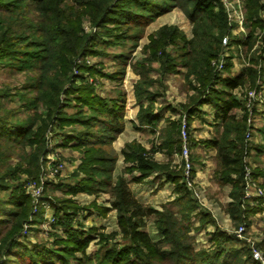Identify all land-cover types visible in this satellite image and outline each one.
<instances>
[{"label":"trees","instance_id":"obj_1","mask_svg":"<svg viewBox=\"0 0 264 264\" xmlns=\"http://www.w3.org/2000/svg\"><path fill=\"white\" fill-rule=\"evenodd\" d=\"M189 1H191L190 13H188L189 20L192 22L191 39H184V34H181V38L178 37L177 28L168 25L163 26L158 34L162 38V46L182 44L178 47L184 50V55H190L193 57V62L200 63L201 72L195 73L201 83L198 91L200 93L199 96L193 98L192 102L191 98L183 105L185 124L187 126L188 118L194 115L199 105L208 103L214 109L215 115L220 119L222 129L207 143L216 150L217 171L220 172L221 181L231 186L228 213L232 219L249 223L248 216L260 211L261 205L242 204L244 168L250 151L248 142L245 140V133L248 129V112L243 102L233 95V90L246 83L250 87L256 86L257 63L260 55L253 53L250 57V64L241 68L235 75L225 77L217 75L210 63L220 51L222 36L228 32L226 13L221 4L215 11L213 0ZM263 4L260 0H245L244 16L248 31L243 41L240 38L231 40V43L244 46L247 52L254 45L256 28L262 29L263 27L264 20L258 18ZM175 6H178L177 0H0V61L10 62L11 66H16L14 62L22 66L29 65L31 69L38 71L36 79L38 95L29 97L23 104L35 109L39 102H44L46 110L44 117L36 112L29 119L21 121L11 119L8 121L5 115L0 116V188L10 187L9 197L5 201V204L10 205V209L5 211L10 223L3 229L0 227V264H61L56 263L54 257L62 260V263L65 261L63 258L67 247L40 248L37 244L28 246L18 239L23 224L29 222V216L33 214L31 198L23 190V181L20 178L22 175L36 179L39 177L41 163L47 151L45 134L49 125L54 122H56L57 130L60 129L59 132L57 131L59 133L57 135L61 137L59 144L63 146L69 141L74 148L81 150L83 155L74 175L76 177L79 170H82L84 175L81 178H75V182L69 184L66 191L72 196L78 192L109 193L112 199L104 211L114 210L116 212L117 226L121 228L123 234L128 236L122 249L105 251L103 257L105 263L155 264L150 260V257L154 256V259L159 257L166 261L170 259L171 264H185L186 262L197 264L195 257L199 254L186 235L184 242L174 240L169 244V248L163 249L164 243L160 238L162 239L169 232L172 224L170 221L167 227L157 229L159 231L158 240H154L146 230L141 229L144 217L156 215L154 221L159 223L158 216L163 209L141 203L132 193L125 178L121 175L115 177L113 175L115 165L112 163L116 157L113 151L107 150L106 146L110 145L122 130L124 100L116 106L110 98L101 97L93 92L89 94L92 87L88 84H77L78 75L75 76L72 72L74 66L79 71L90 70V67L84 63L75 64L76 56H84L90 52L91 39L81 25L85 16L94 26H103L107 21L114 23H121L124 20L149 22L152 19L150 16L155 17ZM27 14L32 16L29 17ZM24 27L32 29L31 37H27V34L22 32ZM18 31L20 33H17ZM15 34L18 37H15ZM16 41L22 42L23 45ZM196 48L201 51V57L198 60L195 55ZM53 62H55L53 68L56 72L51 77L48 70ZM231 66L232 62L227 61L225 68L228 70ZM43 87H47L48 90L46 97L41 95ZM71 91L80 94L75 95V101L72 104L76 108L75 111L71 115H66L65 105L60 95ZM20 97L25 98L23 95ZM137 100L140 102L138 120L148 125L157 123L162 113L156 114L147 108L143 109L141 94ZM233 109H240L242 113L240 118L236 117ZM17 113L18 111L10 110V118ZM170 122L176 127L178 133L181 120H169ZM65 125L71 126V131L65 130ZM170 143L175 145V150H180V139ZM127 149L129 150L124 149L122 152L127 160L133 162V165L126 170L138 172L132 177L135 182H142L145 177L151 176L157 170L142 147L131 143ZM14 155L17 156V160L9 163L8 159ZM193 172L194 169L190 168V176L194 174ZM163 174L166 180L173 183L174 191L178 194L173 202L183 200L188 193L184 181L183 165L176 172L167 170L163 171ZM6 180L10 181V185H6ZM189 200L192 199H188L186 203L183 201L179 210L192 209L188 205ZM66 201L72 203L69 199ZM54 208L56 212L64 210L63 217L67 225L64 231L73 236L69 240L74 238L78 242L86 241V237L76 236L81 234L79 231L71 229L69 221L72 216L65 210L66 207L54 205ZM167 209L171 212L172 219L176 217V212L170 208ZM41 213L38 214L37 219H41ZM37 219H34L32 223L37 222ZM0 223L4 222L0 220ZM230 237L232 236L225 234L223 239L228 240ZM260 244L264 245V239ZM220 253L222 250L206 255L205 258L200 259L199 263L234 264L237 260L234 256L235 252L230 253L228 260H226L228 254L220 259L218 257ZM239 262V264H261L253 258L252 254L247 255V259L242 257Z\"/></svg>","mask_w":264,"mask_h":264},{"label":"rangeland","instance_id":"obj_2","mask_svg":"<svg viewBox=\"0 0 264 264\" xmlns=\"http://www.w3.org/2000/svg\"><path fill=\"white\" fill-rule=\"evenodd\" d=\"M232 1L234 0H223V3L227 4ZM239 1L243 2V6L245 7V0ZM177 2L178 6L172 7L162 13L164 17H169L173 23L162 24L160 26L156 25V22H154L156 21L154 20L156 16H150L152 19L149 22H140L139 20L131 22V20H124L121 23H114L112 21H107L103 26L92 25L89 22L88 17L85 16L82 19L81 25L84 32L88 34L91 39L89 43L90 52L84 56H76L75 64L80 65L84 63L90 67V70L79 71L75 66L72 67L73 75H78L76 77V83L79 85L88 84L89 87H92L89 94L93 92L101 97L110 98L112 99L111 101H114L113 103L116 106L120 104V101L124 100V115L126 114V117L130 116L134 119L136 125L139 127H146L144 130H140L142 132V139L140 140H142L143 145H136L142 147L143 150L146 151L145 154L153 161V164L156 167L155 169H157L154 172L157 174H163V171L167 170L176 172L181 168L185 163L183 161L184 157H181V149L184 143L187 149V159L190 168L195 170L199 167L201 157L198 155L196 149L204 138L203 131L207 126L209 127L207 120L210 119L211 121H214L210 115L213 114L212 112L214 110L211 105L208 103L199 105L198 110L194 114V118L189 117L187 126L185 124L188 133L183 139L181 134L182 127L180 126V129L178 128L179 132L177 133L176 127L171 125V122L169 123L168 120L171 116V120H181V125L182 121L185 122L183 105L191 98L192 102L194 97L197 95L199 96L200 92L198 91L201 84L200 80L196 77L198 75L195 74L198 71L201 72L200 63L193 62L192 56L184 55V50L178 47L182 44L176 43L162 46V38H160L158 34V31L163 26L167 27L166 25H168L177 28L178 37L181 38V34H184V36L182 35L184 39H191L192 22L189 20L188 16V13H190L191 1L177 0ZM260 3L263 4L264 0H260ZM220 4L219 0H213L215 11L218 10ZM27 15L29 17L32 16L31 14ZM258 18L264 20V4L263 8L259 11ZM31 30L32 29L29 30L26 27L22 28V32L26 33L27 37H31ZM244 30L247 33V25H244ZM17 33L20 32L18 31ZM263 34L264 24L262 29L256 28L254 45L249 52H247L244 46H238L237 44L232 43L227 50V54L230 56L226 58L225 61H231L232 65L235 61L238 68H241L244 67V65L247 66L250 64V57L253 53L258 56H264V41H262ZM242 36L243 34L238 32L237 35L232 36V38L242 39ZM15 37H18L17 34H15ZM18 43L23 45L22 42ZM24 49L31 50L32 48ZM195 52H197L195 55L198 60V58L201 57V51L196 48ZM212 60L214 59H211V61ZM262 62L263 65H261L264 67V59L261 60V63ZM14 63L16 66H11L10 62L4 63L0 61V107L2 106L0 116L2 117L5 115L8 121H10V119L21 121L29 119L34 113L38 112L44 117L46 114L44 102H39L36 105V111L33 107H28L23 104L29 97L38 95V92L36 91L38 71L36 69H31L29 65L22 66V64H18L17 62ZM54 63L55 62H53L51 68L48 70L50 71L51 77L54 75L53 73L56 72L55 68H53ZM257 68H259V63H257ZM225 70V76L232 74L231 68L228 70L225 68ZM65 85L67 86L68 84ZM217 87L219 88L220 86ZM262 87H264V83H262ZM252 88L253 87H250L248 83H246L233 90V95L240 102H243L245 108L247 106L244 104L245 95L248 91L253 90ZM47 93V87H43L41 95L46 97ZM77 93L80 94L79 92ZM77 93L71 91L67 94L60 95V98L65 105L64 111L66 115H71L72 112L75 111L76 108L73 107L72 104L75 101V95ZM132 93L133 95L131 96ZM258 93L259 94L256 96L255 100H258L257 103H259V108L264 109V88ZM140 94L143 101V109L147 108L156 114L162 113V115H165L164 118H166L163 119L164 121L162 120L153 125H148L137 119L139 109L136 110L137 112H135V115L133 114L132 109L135 107V104L138 105L137 98ZM21 95L25 98L20 97ZM133 98L135 99V102L132 104L131 101ZM173 109L176 113H171V110ZM10 110L18 111V113L13 116V118H10ZM239 111L240 109H233L237 118H240L242 114ZM261 113L264 114V112ZM257 120L258 123H260L259 125L263 124L264 115H258ZM204 122L205 124H203ZM251 125L252 123L248 125L245 135L247 133L250 135ZM49 128L52 130L51 136L53 139L49 151L50 156L61 165V168L53 177H43V196L51 198L52 210L45 209L41 205H38L34 213L29 216L30 221L27 222L26 227L24 228L23 226L21 235L18 239L28 246L31 244H37V247L40 248L56 249L67 247L63 258L65 261L62 263V260L54 257L53 259L56 263L109 264V262L105 263V260H103L105 251L108 249L111 251L122 249L128 236L121 232V228L117 226L113 214L104 211L106 206L104 204L102 205V203L108 201L107 197H110L108 193H102L98 196L100 202H98L99 205L97 202L94 203L90 198L84 199L79 198L78 196L76 198L70 195L68 191H63V189H68L69 184L71 181L73 182V179L77 177L81 178L84 175L82 170L78 171L76 177L74 175L75 171L78 170V165H80V162L83 159V155L81 150L74 148L69 141L63 146L59 144L61 137L57 134H59L58 132L60 129L57 130L56 122L52 123ZM64 129L71 131L72 127L65 125ZM221 129L222 126L216 133H214V135H212V138L215 135H218L221 132ZM261 130L264 131V127H262ZM252 137L253 136L251 135L250 140L258 142ZM258 137L262 140L264 138L261 134H259ZM176 139H180L179 151L175 150V145L170 143H173ZM53 141L55 143H53ZM113 142L114 140L110 145H107L106 148L108 151L114 152L116 158L112 164L116 166L118 153L113 148ZM131 143L135 144L133 141ZM262 146L264 147V145ZM127 148L128 146L126 149ZM72 150L73 152H71ZM128 150L129 149H127V151ZM16 160L17 156L14 155L11 159H8V162L10 163L11 161L14 163ZM125 162L131 163V161L123 156L122 163L125 164ZM118 163H120V161ZM96 164H100V162H96ZM119 165L120 164H118V166ZM214 165L215 169L209 176L208 185H203L202 183L201 185L198 184L195 175L193 174L194 184H192L191 187L186 185L188 193H186L185 198L180 201L178 200L176 203L166 202L161 204L160 209H163V211L158 216L160 222L155 223L154 220L156 215L147 216L146 218L144 217L142 220L143 224L140 226L141 229L146 230L154 240H158L159 231L157 229L167 227L168 222L170 221L172 224L169 228V232H167L165 237L162 239L160 238L161 242L164 243L163 249L169 248L171 241L176 240L184 242V236L186 235L188 241L194 245L195 251L199 254L195 257L197 264H200V259L205 258L206 255L220 252L221 250L222 253L218 254V257L223 259V256L228 254L226 260H228L230 253L235 252L234 256L237 257V260H235L234 264L238 263L242 257H246L247 259V255L257 251L261 256V259L257 260L260 261L261 264H264V245L261 246L260 244L264 239V207L263 212H257V216L255 215V217H253V214L248 216L249 223L232 219L228 213V204L223 207L220 205L222 198H225V195H229L227 190L231 186L230 184L221 181L220 172L217 171V161L215 157ZM250 167L251 163L247 161V168L249 170H251ZM147 178L148 176L143 179V183L151 182V180L147 181ZM20 179L23 181V190L27 183L34 185V187H39V177L36 179L22 175ZM251 179L254 181L252 176ZM5 183L6 185H10L9 180H6ZM64 183H66V185H63V187L62 184ZM261 185L264 187V184L261 183ZM145 187V193L147 196L153 193L149 190L152 186L149 185ZM193 188L197 190V195L193 192ZM9 193L10 187L0 188V220L4 222L0 223L2 229L10 223L9 217L5 215L6 209H10V205L5 204V201L9 197ZM177 195L178 194L176 193V197ZM214 198L216 201L215 203H219L220 209L228 214L230 219L226 220L220 218L214 210L212 211L213 206L214 208L217 207V205H214ZM66 199H69L72 203H68ZM188 199H192L189 200L188 204L192 209L190 208L189 211L184 208L179 210L183 201L186 203ZM206 202L211 203L208 204L210 210L205 206L207 205ZM244 203L255 205L256 201L253 199H242V204ZM192 204H194V206H191ZM54 205L67 208H65V210L72 216L71 221H69L71 229L79 231L81 234L76 236L86 237V241L78 242L73 238L74 243H72L73 240H69L70 237L73 236L67 233V231H64L67 227L63 217L64 210L56 212ZM73 206L77 208L75 209ZM167 208L176 212V217L172 219L170 216L171 212L167 211ZM31 209L33 210V205L31 206ZM40 212H42V217L41 219H37ZM203 212L207 214L203 215ZM51 213H54L56 217L62 216L59 218V222L57 221L53 224L47 223ZM183 213H185V216ZM44 214L45 216H43ZM186 215H188V217H186ZM34 219H37V222L32 223L35 221ZM251 219L252 221L253 219L256 220V224L252 225ZM241 226H244V229L238 232V229ZM220 231H222V233H220ZM225 234L232 237L225 240L223 239ZM172 235H174V237ZM70 246H72V248ZM150 260L151 262L154 261L155 264H171L170 259L166 261L164 258L160 257L154 259V256H151ZM232 260L234 259L232 258ZM185 264L194 263L186 262Z\"/></svg>","mask_w":264,"mask_h":264},{"label":"crops","instance_id":"obj_3","mask_svg":"<svg viewBox=\"0 0 264 264\" xmlns=\"http://www.w3.org/2000/svg\"><path fill=\"white\" fill-rule=\"evenodd\" d=\"M154 20H156L154 22H156V25H158V26H160L162 24L173 23V21L170 20L169 17H164L163 14L157 15ZM262 41H264L263 37H262ZM260 56H259L260 60L258 62L259 68H257L258 69V75H257L256 81H255L256 86L253 87L252 89L264 88V87H262V83H264V67L262 66L263 62L261 63V60L264 59V56H262V55H260ZM244 67H245V65H244ZM261 67H262V70H261ZM241 68H243V67H241ZM241 68H238V65L234 61L233 65L231 67V72H232L231 75L237 74L241 70ZM132 95H133V93L131 94V96ZM131 102L133 104V102H135V99L133 98V100ZM257 102H258V100L253 101L252 108H248L246 106V111L248 112L247 120L251 117L250 120H251L252 125H251V130H250L251 133L249 135V138H246V135H245V140L247 142H249L248 146L250 147L249 148L250 151H249L248 156L246 157V160L249 163H251V167H252V168L250 167L251 176L254 179V181L258 182L261 185V183L264 184V147L262 146V145H264V138L262 137L263 138V140H262L258 136H259V134L264 136V133H263L264 131L261 130V128L264 127V123L259 125L260 123H258L257 116L258 115H261V116L264 115L263 113H261V112H264V109L259 108V103H257ZM141 103H143V101H141ZM244 104H245V101H244ZM139 108H140V102H138V105L135 104V107L132 109V112L134 115H135V112H137L136 110ZM171 113H176V111L173 109V110H171ZM212 113L213 114H210V115H211V118L214 119V121H211L210 119L207 120V124L209 125V127L207 126L205 128V130L203 131L204 138H203V140H201V142L199 143V145L196 149L198 155L201 157V160H200L199 167H197L194 170L195 171L194 175H195L196 182L200 185H201V183L203 185L209 184V180H208L209 176L211 175L212 172H214V169H215L214 157H215L216 150L213 146L209 145L207 142H209L212 138V135H214V133H216L220 129L221 123H220V119L215 115L214 110ZM164 116L165 115L161 114V118L159 121L166 119V118H164ZM170 117L168 118V120H171ZM190 118H194V115L191 116ZM203 124H205V122ZM144 128H146V127L141 128L138 125H136L134 119H132L130 116L126 117V114L123 116L122 130L118 133L116 139L113 142V146H114L113 148L118 153V160H117V164L113 170V175H114V177L118 176V175L123 176L125 178V180L127 181L128 186L131 189L132 193L141 203L148 204L154 208L160 209L161 204L166 203V202L172 203L174 201V198L176 197V193L174 192V189H173L174 185L172 184V182L166 180V177L164 174H160V173L157 174L156 172H154L151 176H149L147 178V181L151 180L150 183H143V181L142 182H135L132 179V177L136 176L138 174V172L136 170H132L131 172L126 170V168L133 165V162H131V163L125 162V164L122 163V158L124 156L122 151L124 149L127 150L126 147L129 144H131L132 141L135 142V144H138L140 146H141V144L143 145L142 140H140V139H142V132L140 130H144ZM251 135L253 136L252 138L257 140L258 142L250 140ZM71 152H73V150ZM119 161H120V163H118ZM247 161L245 164L244 171L247 168ZM118 164H120V165L118 166ZM74 182H75V179H73V182L71 181L70 184H72ZM63 185H66V183L62 184V186ZM149 185L152 186V188H149V190H150V192H153V193L147 196L145 193V191H146L145 186H149ZM66 190L67 189H63V191H66ZM229 190H230V187L227 190L228 193H229ZM102 193H106V192H98L95 194H88L86 192H78L77 194H75L73 196L76 198L78 196L79 198H84V199L90 198V199H92V201H94V203L97 202V204H99L100 202L98 200L99 199L98 196ZM225 196L226 197L222 198L221 201L219 199V201L221 202L220 205H222V207L231 201V198L229 197V195L228 196L225 195ZM107 198H108V201H105L102 203V205L104 204L106 207L109 206V202L112 199L111 196L107 197ZM253 199L255 200V198H253ZM215 202L216 201L214 198V203ZM206 203H207V205H205V206H207V208L209 209L210 207L208 206V204H211V203H209V202H206ZM258 204L261 205L260 211L263 212L264 206L262 205V200H258L255 203V205H258ZM214 205H217V207L214 208V206H213L212 211L214 210L220 218H224L226 220L230 219L228 214H226L223 210L220 209L219 203H217V204L215 203ZM251 206H254V205H251ZM108 212L112 213L115 220H116V212L114 210H107V213ZM257 212H259V211H257ZM257 212L253 213V217H255V215L257 216ZM251 222H252V225L256 224V220H254V219H253V221L251 219Z\"/></svg>","mask_w":264,"mask_h":264},{"label":"built area","instance_id":"obj_4","mask_svg":"<svg viewBox=\"0 0 264 264\" xmlns=\"http://www.w3.org/2000/svg\"><path fill=\"white\" fill-rule=\"evenodd\" d=\"M221 5L224 8V11L227 16V25H228V32H226L222 38H221V48L218 52L217 57L214 58V60L211 61V66L213 67L214 72L219 76H225V65H226V58H228L230 55L227 54V50L230 48L229 46L232 44L231 40H233L232 36L237 35L238 32H241L243 34L242 41L246 36V32L244 30L245 25V7L243 6V2H240L239 0H234L230 3L224 4L223 0H219ZM239 46V45H238ZM231 73V72H230ZM260 89H253L246 93L245 95V104L248 108H251L252 101L256 99V96L259 94L258 92ZM248 125L251 123V120L248 119ZM50 127V125H49ZM48 127L46 134H45V140H46V146L47 151L45 153V157L42 160L41 167H40V173H39V187H34V185L27 183L24 187L25 193H27L30 198L33 205L32 213L36 210L38 205H41L45 209H51L52 210V201L51 198L48 196H43V177L46 178L47 176L49 178L53 177L57 171L61 168V165L58 164V162L50 156V149H51V142H52V130ZM181 134L183 136V139L185 138L186 134L188 133L185 128V122L182 121L181 125ZM246 138H249V133L246 134ZM53 143H55L53 141ZM181 157H184L183 161L185 162L183 164V170H184V181L187 186H190L194 184L193 176H190V165L188 163L187 159V149L185 146V143L182 145L181 149ZM193 192L197 195V190L193 188ZM243 200H250L255 198V201L262 200V205L264 204V187L259 185L257 182L253 181L251 179V171L246 168L244 171V188H243ZM254 200V199H253ZM246 202V201H245ZM250 204V203H249ZM252 205V204H251ZM50 218L47 220V223L53 224L56 223L59 219V217H56L54 213L50 214ZM45 216V214L43 215ZM44 218V217H43ZM30 221V218H29ZM26 223L23 224L24 228L26 227ZM244 227V226H243ZM242 226L239 227L238 232L243 230ZM23 229V228H22ZM252 256L254 259H261V256L257 251H254L252 253Z\"/></svg>","mask_w":264,"mask_h":264}]
</instances>
